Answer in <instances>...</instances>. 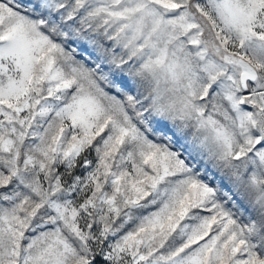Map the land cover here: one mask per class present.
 Masks as SVG:
<instances>
[{
	"label": "snow or ice",
	"instance_id": "6c2138e0",
	"mask_svg": "<svg viewBox=\"0 0 264 264\" xmlns=\"http://www.w3.org/2000/svg\"><path fill=\"white\" fill-rule=\"evenodd\" d=\"M0 264H264V0H0Z\"/></svg>",
	"mask_w": 264,
	"mask_h": 264
}]
</instances>
